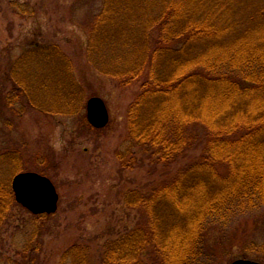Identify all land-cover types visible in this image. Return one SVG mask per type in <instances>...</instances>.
Listing matches in <instances>:
<instances>
[{
	"label": "trees",
	"instance_id": "trees-1",
	"mask_svg": "<svg viewBox=\"0 0 264 264\" xmlns=\"http://www.w3.org/2000/svg\"><path fill=\"white\" fill-rule=\"evenodd\" d=\"M248 4L106 0L93 21L90 43L98 22L117 26L114 36L89 47L113 54L104 75L121 88L140 84L130 109L138 147L156 169L164 168V179L169 165L179 164L178 150L186 142L189 151L182 169L160 190L145 186L133 202L127 194V205L139 208L143 220L96 249L100 264L198 262L211 220L235 200L264 205V7L255 9V20L242 22L254 8ZM136 35L147 40L138 58V50L127 51L137 45ZM57 110L53 115L73 114ZM9 166L11 173L10 163L0 169ZM219 166L227 168L225 174ZM7 179L0 177V239L17 204ZM89 251L74 242L59 264H91Z\"/></svg>",
	"mask_w": 264,
	"mask_h": 264
},
{
	"label": "rangeland",
	"instance_id": "rangeland-1",
	"mask_svg": "<svg viewBox=\"0 0 264 264\" xmlns=\"http://www.w3.org/2000/svg\"><path fill=\"white\" fill-rule=\"evenodd\" d=\"M247 1L254 11H245L242 22L264 7V0ZM105 4L0 0V98L5 95L0 99L5 102L0 103V166L13 167L11 173L10 166L0 169V177L11 185L16 174L36 172L51 179L60 196L59 210L50 219L16 204L1 231L0 264H59L74 242L90 247L91 264H100L96 249L143 220L139 208L127 205V194L133 202L145 186L160 190L186 163L187 142L178 150L179 164L169 165L164 179V168L156 169L131 136L130 123L136 119L131 121L130 109L140 84L121 88L104 75L103 65L113 54L89 48L117 31L115 24L102 28L105 24L98 22L90 43L93 21ZM134 37L137 45L127 51L138 50V58L147 40ZM92 97L107 105L105 129L95 130L87 122ZM57 109L73 114L53 115ZM218 169L225 174L227 168ZM199 249L198 262L190 264L240 259L264 264V205L235 200L209 222Z\"/></svg>",
	"mask_w": 264,
	"mask_h": 264
},
{
	"label": "water",
	"instance_id": "water-1",
	"mask_svg": "<svg viewBox=\"0 0 264 264\" xmlns=\"http://www.w3.org/2000/svg\"><path fill=\"white\" fill-rule=\"evenodd\" d=\"M87 119L95 129H104L109 125V110L102 98L93 97L88 100ZM11 185L17 203L34 215H52L58 211L60 197L49 178L34 172H24L16 175ZM232 264L261 263L241 259Z\"/></svg>",
	"mask_w": 264,
	"mask_h": 264
}]
</instances>
